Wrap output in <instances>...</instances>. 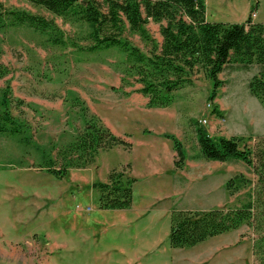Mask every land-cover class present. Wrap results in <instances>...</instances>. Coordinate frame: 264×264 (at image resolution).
Masks as SVG:
<instances>
[{
	"label": "rangeland",
	"instance_id": "obj_1",
	"mask_svg": "<svg viewBox=\"0 0 264 264\" xmlns=\"http://www.w3.org/2000/svg\"><path fill=\"white\" fill-rule=\"evenodd\" d=\"M0 1L43 15L58 28L0 30V71L5 72L0 88L10 85L11 113L25 119L32 134L26 145L0 133V264H257L256 234L247 224L189 247L168 243L172 211L239 206L248 188L230 194L227 179L242 173L255 182L241 160L192 156L199 149L195 125L210 136H243L250 148L264 136L263 105L247 87L257 66L226 65L213 99L212 80L195 68L191 82L174 91L171 105L149 107L138 91L141 84L126 70L131 61L125 52L87 50L92 42L86 22L64 21L26 0ZM215 3H208V17L225 20L231 14L227 6ZM251 7L252 20L264 22V0H252L249 13ZM164 23L149 19L145 25L158 46ZM123 37L150 54L151 41L127 27ZM75 98L87 107L86 117L95 115L131 146L100 150L93 162L70 167L58 178L39 165L41 153H50L59 166L58 148L82 131L84 117ZM171 136L183 146L181 167L174 164ZM113 170L135 178L126 209L99 205L94 184L107 182Z\"/></svg>",
	"mask_w": 264,
	"mask_h": 264
},
{
	"label": "trees",
	"instance_id": "obj_2",
	"mask_svg": "<svg viewBox=\"0 0 264 264\" xmlns=\"http://www.w3.org/2000/svg\"><path fill=\"white\" fill-rule=\"evenodd\" d=\"M38 5L64 21H84L90 31L89 51L117 47L125 52L131 63L126 70L141 84L140 93L148 98L149 107H168L174 91L190 83L195 68H202L212 80L210 99L222 85L218 75L226 65L257 71L248 80L247 87L264 108V22L253 21L250 13L243 22L208 21L205 18V0H26ZM104 7V9H102ZM149 19L160 24L162 37L158 46L145 27ZM27 25L36 30H58L53 20L43 15L6 6L0 1V30ZM137 33L153 44L150 54L142 52L127 38L126 29ZM5 72L0 71V75ZM123 80V79H122ZM11 88H0V133L18 137L26 145L32 142L29 124L11 113ZM74 99V98H73ZM80 116L85 125L72 141L58 148L60 165L50 153H41L39 164L48 173L61 178L73 166L94 161L100 150L117 145L129 148L130 143L112 133L79 98ZM198 151L192 157L225 162L241 160L255 177V182L242 173L229 177L225 188L230 194L248 188L245 200L236 207H216L208 210H174L170 217L168 243L173 248L189 247L206 238L228 232L242 224L249 225L256 237L252 251L257 264H264V136L254 148L247 147L243 136H210L203 126L195 125ZM176 151V167L183 165L185 154L182 143L170 137ZM134 177L113 170L107 182L94 184L99 191V205L103 209H126L133 199Z\"/></svg>",
	"mask_w": 264,
	"mask_h": 264
},
{
	"label": "crops",
	"instance_id": "obj_3",
	"mask_svg": "<svg viewBox=\"0 0 264 264\" xmlns=\"http://www.w3.org/2000/svg\"><path fill=\"white\" fill-rule=\"evenodd\" d=\"M211 0H205V6H206V13L205 18L208 21H223V22H243L246 20L249 8L252 4V0H214L216 3L214 6L218 5L220 7L227 6V9L229 10V13H231L229 16H225V20H219V15H215L213 19H210L208 17V3ZM257 12V11H256ZM257 22H262L258 21Z\"/></svg>",
	"mask_w": 264,
	"mask_h": 264
},
{
	"label": "built area",
	"instance_id": "obj_4",
	"mask_svg": "<svg viewBox=\"0 0 264 264\" xmlns=\"http://www.w3.org/2000/svg\"><path fill=\"white\" fill-rule=\"evenodd\" d=\"M205 121V120H204Z\"/></svg>",
	"mask_w": 264,
	"mask_h": 264
}]
</instances>
